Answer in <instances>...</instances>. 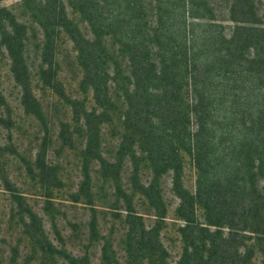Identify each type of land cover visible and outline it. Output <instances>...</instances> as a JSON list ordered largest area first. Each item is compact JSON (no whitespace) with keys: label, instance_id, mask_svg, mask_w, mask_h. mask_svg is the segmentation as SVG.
Listing matches in <instances>:
<instances>
[{"label":"trees","instance_id":"16d2710c","mask_svg":"<svg viewBox=\"0 0 264 264\" xmlns=\"http://www.w3.org/2000/svg\"><path fill=\"white\" fill-rule=\"evenodd\" d=\"M255 255L263 264L264 0L0 7V264Z\"/></svg>","mask_w":264,"mask_h":264},{"label":"rangeland","instance_id":"374dc122","mask_svg":"<svg viewBox=\"0 0 264 264\" xmlns=\"http://www.w3.org/2000/svg\"><path fill=\"white\" fill-rule=\"evenodd\" d=\"M21 0H0V7H3V6H11V5H14V4H16V3H18V2H20ZM63 48H64V50H66L67 51V47H66V45L65 46H63ZM68 49H69V47H68ZM68 55H69V53L68 52H66ZM19 175V178H20V180L23 182L24 180H28L24 175H20V174H18ZM164 185L168 188V186H169V179H168V177H164ZM184 185L188 188V189H193V177H192V175L189 173V172H186L185 173V178H184ZM24 188H29L27 185H24ZM165 196H166V198H167V201H168V203H169V205H171V206H174L175 205V203H176V199L174 198V196L172 195V194H169L168 192H167V190H166V193H165ZM170 209V208H169ZM172 246L173 245V243H168L167 242V246ZM168 246V247H169ZM93 251H95V250H93ZM92 260H94V259H92ZM253 260H254V264H262V262H260V260H259V257L257 256V255H255L254 256V258H253ZM264 264V263H263Z\"/></svg>","mask_w":264,"mask_h":264}]
</instances>
